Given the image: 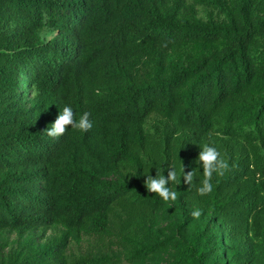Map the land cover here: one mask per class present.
Segmentation results:
<instances>
[{
  "label": "trees",
  "instance_id": "obj_1",
  "mask_svg": "<svg viewBox=\"0 0 264 264\" xmlns=\"http://www.w3.org/2000/svg\"><path fill=\"white\" fill-rule=\"evenodd\" d=\"M262 262L264 0H0V264Z\"/></svg>",
  "mask_w": 264,
  "mask_h": 264
},
{
  "label": "clouds",
  "instance_id": "obj_2",
  "mask_svg": "<svg viewBox=\"0 0 264 264\" xmlns=\"http://www.w3.org/2000/svg\"><path fill=\"white\" fill-rule=\"evenodd\" d=\"M97 94L99 91L97 90ZM90 113H83L79 120L75 118V113L70 106H64L63 110L58 114L55 121L51 124V127H47L44 131L48 137L59 138L63 136L69 127L79 130L81 132H87L92 128V122L89 120ZM197 162L202 166L203 179L200 182V186L196 189L197 194L200 196H206L213 191L212 179L213 174L223 176L225 172L229 170V163L227 160L221 157L219 151L210 146L208 143L203 144L201 151L199 152ZM149 168L145 170L147 176L145 180V187L150 193H155L162 198L164 202H174L177 199V192L170 188L168 185H179L181 183V177L174 168L168 170L167 176L159 174L153 177L148 174ZM196 173L192 171L185 172L182 168L183 182L192 185ZM195 219H199L202 215L200 209H195L192 213Z\"/></svg>",
  "mask_w": 264,
  "mask_h": 264
},
{
  "label": "rangeland",
  "instance_id": "obj_3",
  "mask_svg": "<svg viewBox=\"0 0 264 264\" xmlns=\"http://www.w3.org/2000/svg\"><path fill=\"white\" fill-rule=\"evenodd\" d=\"M14 239H15V237L13 236V237H11L10 238V240H9V243L10 244H12L13 243V241H14ZM89 247V243H84V244H82V245H80V246H74L73 247V250L75 251V252H83V251H85L87 248ZM262 264H264V262H262Z\"/></svg>",
  "mask_w": 264,
  "mask_h": 264
}]
</instances>
